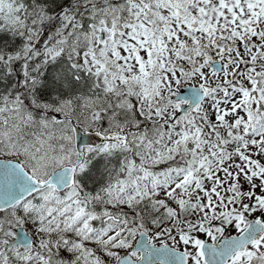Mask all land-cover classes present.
Here are the masks:
<instances>
[{
	"label": "rangeland",
	"instance_id": "374dc122",
	"mask_svg": "<svg viewBox=\"0 0 264 264\" xmlns=\"http://www.w3.org/2000/svg\"><path fill=\"white\" fill-rule=\"evenodd\" d=\"M103 4L77 0L79 9L74 13H56V7L41 6L40 0H0V37L7 40L0 49V104H9V110L0 113V142H9L16 157L20 154L43 174L76 158L70 124L56 123V113L74 115L92 127L87 130H96L101 122L105 133L126 129L135 117L138 126L150 125L132 148L126 143L88 151L84 167L99 154L105 164L115 165L112 171L108 168L105 179L98 180L102 187L97 193L88 194V214L82 218L68 198L53 194V205L46 211L51 221L48 239L41 241L36 260L28 254L21 259L26 264H48L51 251L42 250L49 241L53 253L64 252L58 260L74 258V252L62 250L58 243L66 246L73 227L93 221L103 229L89 230V236L99 239L100 254L104 243L106 260L131 250L135 241L127 246L126 241L132 231L122 227L125 198L149 193L156 181L152 199L163 213L151 216V225L143 223L142 213L139 221L157 243L169 242L203 262L200 246L215 237L206 227L223 236L237 235L249 222L264 217V78L255 92V76H264V0H106L102 8ZM201 42L209 45L211 58L202 57ZM51 43L54 75L66 82L67 75L80 88L69 90L57 80L64 87L53 91L46 82L45 99L35 101L44 110L29 114L20 92L26 86L39 96L50 71L46 55ZM45 46L46 52L39 49ZM40 65L46 66L41 77L26 82L24 74L36 73L34 67ZM203 84H209L207 97L187 115L181 114L185 97L175 95L187 85ZM122 94L135 100L138 112L130 101H119L121 108L108 111L114 107L112 96ZM152 130L157 131V143L153 142L149 156L145 147ZM226 132L239 138L225 140ZM180 147L185 151L179 158L186 153L184 167L156 172L155 167ZM154 164L150 174L149 166ZM101 171L99 176L104 177L105 169ZM188 191L203 201V213L186 198ZM137 203L129 205L126 214ZM99 204L104 210L97 209ZM44 208L43 202L28 215L39 213L44 219ZM199 213L209 225L191 222ZM118 216L120 230L114 221ZM10 220L20 222L19 216ZM259 252H264V245L253 247L251 255Z\"/></svg>",
	"mask_w": 264,
	"mask_h": 264
},
{
	"label": "flooded vegetation",
	"instance_id": "af4514ba",
	"mask_svg": "<svg viewBox=\"0 0 264 264\" xmlns=\"http://www.w3.org/2000/svg\"><path fill=\"white\" fill-rule=\"evenodd\" d=\"M51 68H53V46L51 54ZM50 68V69H51ZM49 72L46 73V77ZM46 81H43L44 88L39 91V96L34 95L31 91H22L20 94L24 96V101L27 104L26 109L30 112H38L42 109L40 104L35 103L36 98L45 99L44 89ZM41 92V93H40ZM48 96H46L47 99ZM1 109V107H0ZM119 109V107H118ZM117 109V110H118ZM136 112V110H134ZM136 117L133 120L136 123ZM115 131V130H114ZM113 131H107L105 133L104 146H108L117 142L121 144L127 143L125 140L126 134L119 133L111 136L109 133ZM116 139L117 142H111ZM9 157V147L7 144H0V264H26L21 259L22 255L28 254V256L34 261L41 250L39 245L41 241H47V230L50 227L51 221L46 216V211L53 205V194L56 196L61 195L53 188V185H44L39 182L33 181H18L13 183L12 179L15 178V174L11 171L10 167L6 163ZM19 161H22L19 159ZM38 181H45L50 176L48 174H33ZM83 180L82 183H75L72 188L80 187L82 189L90 190L95 187L96 184L91 185L89 183V175H80ZM90 184V185H89ZM71 188V189H72ZM36 189V190H33ZM69 190H65L62 193L66 194ZM44 202V219L39 213L37 215L29 216L28 214L34 212L37 206H40ZM264 205V204H263ZM10 216H19L20 222L11 221ZM53 218V216H52ZM264 217H260L262 220ZM258 219V220H259ZM248 223L247 227L249 226ZM245 227V228H247ZM244 228V229H245ZM69 241L66 246L63 241L59 242V246L62 250H69L74 252L75 257L70 260H58L62 258L64 252L53 253V241L45 243L46 248L42 250V253H47L50 250V254L47 256L48 264H117L122 253H118L113 258L106 260L104 243L101 244V251L99 253V246L97 241H80L73 237V232L68 236ZM264 245V236L258 241H252L246 249L241 250L238 243H235L231 247V254L227 264H235L241 262V264H264V252H259L251 255L253 247L261 248ZM132 251V250H131ZM125 253L130 255L133 260H139L140 254L132 252Z\"/></svg>",
	"mask_w": 264,
	"mask_h": 264
},
{
	"label": "trees",
	"instance_id": "16d2710c",
	"mask_svg": "<svg viewBox=\"0 0 264 264\" xmlns=\"http://www.w3.org/2000/svg\"><path fill=\"white\" fill-rule=\"evenodd\" d=\"M99 1L104 3L102 6H104L106 4V0H99ZM40 3H41V6H48L50 8L56 7L57 8L56 13H58L63 8H65V10L67 9L68 12H70V13H74L77 9H79L78 7H76L77 0H40ZM6 43H7V40L5 41L4 37H0V49H1V47L5 46ZM201 44H202V51H201L202 57L203 58H207L209 56V50H208V48H206L205 45H203V42H201ZM0 52H2V51H0ZM49 73H48L49 78H47L48 77V75H47V77L45 79V81L47 82V86H49L50 89H52L53 91H59V88H63L64 87V85L61 86V85H58V83H57V80H61V79L57 78L54 75L56 72L54 73L53 68L50 69ZM66 77L68 78L67 82L65 81L66 78L64 80H61V81L65 82V87H67L69 90L70 89L71 90L72 89L77 90V89L80 88V87H78V85H76L77 82L74 79H72L71 77H69L67 75H66ZM256 78L259 79L258 87L260 88L262 86V84H263L264 76L263 75H257ZM1 88L2 87L0 85V89ZM256 92H258V90ZM262 102L263 101H261V104H262ZM258 108L260 110L259 106H258ZM263 109H264V107H263ZM262 119H264V116L262 117ZM114 166H115L114 164H105L103 161L95 162L93 164V166L91 167V170L88 173V175L90 177L89 183L91 185H93V184H95L96 181L105 179L106 176L110 173V172H108V168H109L110 171H112V168ZM101 168L105 169L104 177H100L99 176V175H101V173H103V171H101ZM133 198L134 197H132V196H128L127 198H125V200H130L131 201L130 205L131 204H136L138 202L137 205H134L129 210V212H131L130 217L133 214L136 215V213L133 212V211H137V212L143 211L144 213H148V214L151 213L152 209H153L154 212L160 211L159 206L157 204H155V203L153 204L152 203V199L150 197H146L143 201H134V200H132ZM152 204H153V208H151ZM131 218L134 221H136V223H138L136 217L133 216Z\"/></svg>",
	"mask_w": 264,
	"mask_h": 264
},
{
	"label": "water",
	"instance_id": "95a60500",
	"mask_svg": "<svg viewBox=\"0 0 264 264\" xmlns=\"http://www.w3.org/2000/svg\"><path fill=\"white\" fill-rule=\"evenodd\" d=\"M189 90L190 88L183 89L182 93L178 96L186 97V93ZM198 90L194 94V97L196 100L194 103H192V105H190L191 107H194L197 104H199V102L204 98V95L200 93ZM71 121L74 126L76 148L80 155L76 163H74L73 165L65 166L62 169L56 171L55 173L52 174L51 178H49L46 181L49 184L57 185L59 189H63L66 186L73 184V182L75 181L74 176L77 173L79 165L81 164L84 158L83 149L86 145L89 144L87 143L89 140L88 137L93 136L97 138L95 134L85 133L82 129H80L77 126L76 121L73 118H71ZM10 169L13 173H15V170L13 168L10 167ZM144 234L145 233H142L141 237H143ZM263 236H264V225L260 220H257L251 223V225L246 231H244L242 234L238 236L233 237L232 240L233 241H245V245H246L249 241L258 240L262 238Z\"/></svg>",
	"mask_w": 264,
	"mask_h": 264
},
{
	"label": "bare ground",
	"instance_id": "6f19581e",
	"mask_svg": "<svg viewBox=\"0 0 264 264\" xmlns=\"http://www.w3.org/2000/svg\"><path fill=\"white\" fill-rule=\"evenodd\" d=\"M8 2H9V1H8ZM8 2H7V3H8ZM49 74H50V73H49ZM168 74H169V73H168ZM47 78H49V75H48ZM190 90H191L192 92H194L195 89H194L193 87H191ZM4 92H5V91H4ZM146 192H147V191H145L144 193H142V194H141V197H139L138 199L133 198L132 200H134V201H142V198H143V196L146 194Z\"/></svg>",
	"mask_w": 264,
	"mask_h": 264
}]
</instances>
